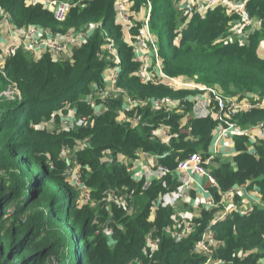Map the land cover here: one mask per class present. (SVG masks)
<instances>
[{"label":"trees","instance_id":"trees-1","mask_svg":"<svg viewBox=\"0 0 264 264\" xmlns=\"http://www.w3.org/2000/svg\"><path fill=\"white\" fill-rule=\"evenodd\" d=\"M2 1H10L8 10L18 25L36 23L57 30V24H63L64 28L59 30L67 31L68 27L78 29L101 22L106 30L101 34L98 29L88 43L76 49L73 61H57L48 54L35 59L19 50L8 58L0 73V86L15 83L21 95L20 99L0 109V173L5 174L14 168L18 170L11 178L0 176V264H46L51 257L58 264H130L145 258L147 234L151 230L161 237V243L152 261L145 258L147 263L200 264L203 257L192 249L199 232L208 224L207 219L203 220L199 232L188 239L177 242L166 235L163 227L172 222V210L163 207L155 218L150 214L153 202L163 189L154 183L143 191L144 182H135L126 167L116 161L118 151L129 155L139 148L164 151L160 144L151 140L149 128L119 124L115 105H110L102 115L93 116L86 128L72 136L51 137L42 130L31 128L52 112L59 115L56 109L61 108L66 100L79 106V111L91 115L92 107L84 102L81 94L89 91L91 81L101 78L106 64L111 61L105 55L97 56L107 36L116 41L122 58L121 85L142 97L172 93L162 86L140 82L133 73L139 64L133 59V48L125 40L123 27L115 23L116 0H91L88 7L72 10L61 23L56 22L41 4L26 6L24 0ZM144 1L138 0V3ZM151 1L152 27L171 35L166 45L160 40L158 42L159 54L168 74L198 75L203 83L218 86L227 96L250 92L264 97V58L258 52L264 29L250 39L249 45L238 41L215 44L226 33L230 20L222 7L216 6L205 15L194 16L184 34L175 41L178 0ZM248 8L251 14L264 20V0H250ZM236 114L237 121L243 126L264 121V107ZM174 119L170 122L177 129ZM194 125L195 133L201 135L199 142L180 134L173 139L172 156L164 160V164L174 167L176 158H186L201 143L209 141L214 121L207 118L195 121ZM77 139L89 145L74 152L72 165L78 163L83 166L84 180L98 201L95 210L89 205L79 207V194L72 184L68 183L66 192L55 187L56 183L66 180L63 172L70 166L58 155L59 149L66 140L73 144L78 142ZM54 144H57L58 151L52 149L51 165L47 163L45 147ZM105 149L113 151L114 159H103ZM258 149L260 159L245 152L237 156V172L227 164L216 172L223 188L264 174V143ZM259 183L264 194V178ZM123 187L135 190V209L127 214L122 207H114V213L109 217L107 208L99 200L109 189ZM11 204L14 212L10 214ZM111 218L123 226L118 228L114 225L113 244L106 233L101 232ZM218 238L223 243L217 250V256L226 261L243 263L238 258L241 250L258 248L264 254V209L225 220L218 227ZM251 261H255L254 258L244 262Z\"/></svg>","mask_w":264,"mask_h":264},{"label":"built area","instance_id":"built-area-1","mask_svg":"<svg viewBox=\"0 0 264 264\" xmlns=\"http://www.w3.org/2000/svg\"><path fill=\"white\" fill-rule=\"evenodd\" d=\"M91 0H33L36 4H41L49 9L56 22H64L74 8L85 9ZM250 0H185L184 8L186 13L190 15H205L207 11L216 6H225L226 11L230 14H236L239 19H232L240 22L238 32L239 43L249 45V33L247 28L253 26L252 14L248 8ZM138 0H116L114 3L115 22L126 29L125 40L133 48L135 59L138 61L139 67L136 75L142 83L152 84L154 86L163 85L172 89H178L179 84L175 77L156 73L152 68L147 54L141 52V49L151 48L157 52L158 61L161 59L159 49L153 39L151 29L152 1L145 0V11H137L136 5ZM184 4V2H182ZM1 25L0 31V68L4 69L6 61L17 51L23 50L33 58L37 59L48 54L52 59L57 61L69 60L73 61V54L76 49L81 48L88 43L93 30H100L101 23H90L78 29H72L65 32L53 33L45 26L29 23L18 25L14 22L12 15L4 12L0 8ZM145 15V18L143 17ZM231 16V15H230ZM106 41L100 45L97 56H106L111 60L103 73L105 88H99L95 83L91 86L92 93L99 96L104 101V105L108 103L107 99L122 98L124 107L120 113V123L130 124L131 128L146 129L149 128V135L152 138H159L164 141L165 138L172 136L171 128L167 125L156 124L149 118L142 115H130L131 111L140 110H165L173 111L177 109L179 101L170 97H148L146 99L133 97L128 91L120 86L119 79L122 73V58L118 52L115 41L106 37ZM148 46V47H147ZM139 47V49H138ZM263 47L264 44L260 45ZM143 58H140L142 57ZM162 60V59H161ZM164 66V64H163ZM162 64L158 63V69H163ZM161 73V72H160ZM212 93L211 99L199 95L192 99L196 103L194 115L196 118L209 117L214 115L218 121L216 127V143L210 155L206 156L201 151L191 152L184 159H177L176 165L171 167L163 163L162 159L168 157L170 152L160 154L142 148L136 149L131 155L118 151L116 153V161L125 166L128 173L135 182H144L143 190H147L153 181L159 180L163 182V186L167 187L166 178L175 176L178 185L164 192H160L151 207V218L158 216V211L163 208H172L171 223L163 227L166 235L172 236L177 242L190 238L194 233L199 232L202 227L196 221L197 208L202 206L207 211L213 213L207 225L199 232L198 238L194 243L192 251L203 257L200 264H264V254L258 249L252 251L241 250L238 253L239 262L226 261L217 256V250L223 243L218 238L219 225L233 218L235 214L249 215L254 211L256 206L264 207V199L259 187H253L250 182L238 183L224 190L220 187L217 177L209 169V163L219 158L223 153L225 145H230V141L239 135L250 137L253 142L264 140V121L254 125L242 126L234 121V116L240 111H248L254 108L264 107V97L256 96L251 101L232 98L224 94L221 90L210 87ZM20 92V91H19ZM92 113L87 115L83 113L79 120L74 118L79 112V106L72 105L71 101L66 100L62 103V107L57 113L69 112L67 116L69 127L77 128L79 126H87L93 119V116L99 115L102 111L100 104L96 100L92 101ZM56 113V112H55ZM191 119V111L187 112ZM129 115V116H127ZM145 127V128H144ZM163 128V135H158L159 130ZM256 129H260L258 133ZM165 142V141H164ZM168 143V142H167ZM89 145V144H86ZM81 149V147H80ZM79 149V150H80ZM252 152L255 153L253 149ZM103 159L112 160L113 151L105 149L102 152ZM71 169L70 175L73 178L71 184L78 191L79 200L85 203L93 202V190L86 183L83 176V166L72 161L69 163ZM215 191L220 194L217 199ZM143 192V191H142ZM249 193L253 199L246 201L240 197L243 193ZM135 190L123 187L121 189L111 188L102 195V201L108 210L109 217L114 213V207H122L127 214L134 211ZM181 203L188 206L187 209L181 210ZM193 210H191V209ZM114 225L123 228L122 224L116 219L111 218L105 225V233L113 242V234L115 233ZM161 237L155 235V230L149 231L147 234V246L145 248V258L154 259L153 254L159 250ZM264 253V252H263ZM255 261L244 262L249 258ZM143 259H136L130 264H150ZM52 264H57V260L51 257L49 260Z\"/></svg>","mask_w":264,"mask_h":264},{"label":"crops","instance_id":"crops-1","mask_svg":"<svg viewBox=\"0 0 264 264\" xmlns=\"http://www.w3.org/2000/svg\"><path fill=\"white\" fill-rule=\"evenodd\" d=\"M24 2L26 4V6H31V5H35L36 4V3L33 2V0H24ZM220 7H222V8L224 7L225 8V6H220ZM43 8L46 9L45 7H43ZM46 10L51 13V11L49 9H46ZM73 10H79V9L74 8ZM80 10H82V9H80ZM224 13L230 18L229 22L230 21H234L227 11L224 12ZM46 28L49 31L53 32V33L65 32V31H60V30H53V29L48 28V27H46ZM72 29H74V28L71 27L68 30H72ZM100 30H102L103 32L106 30L104 27H102V23H101ZM125 31H126V29L123 27L124 35H125ZM226 35H227V33H225L223 36L218 38L215 42H218L220 39L225 38ZM237 38H238L237 41L239 42V36ZM251 38L252 37L250 36L248 41H250ZM262 43H263V41H260L258 43V52H259L260 56L262 58H264L263 47H260V45H262ZM141 52L144 53V54H147V57H148V59H149V61L151 63V66L155 70L156 73L164 74L163 73V71H164L167 75L175 77L177 82L180 84L178 89H172V88H169V87H165L163 85L156 86V87H161L162 86L165 89L170 90L172 93L171 94L167 93L166 95L158 93V94H150V95L147 96V98L148 97H170V98H172L174 100L179 101V105H178L177 109H175L173 111H165V110L157 111V110H147V109L142 110V112L144 114V117L149 118L152 122H154L156 124H162V125L164 124V125H167V126H169L171 128L172 136L169 137L168 139L164 137V141L165 142L163 140L159 139V138H152L150 136L151 140H153L157 144H160V146H162L164 148V151H162V152L157 151V150H153V151L157 152V153H160V154H164L166 152H170V155L168 157L162 159V161H164L166 159H170L171 156H172V153H173V151L171 150L173 139L179 137L180 134H184V135H186L187 138H191V139L195 140L196 143H198L199 142V138H200L201 135H199V134L197 135L195 133L196 132L195 131L196 127L194 125V122L198 121V120H203V119L209 118V119H212L214 121V123H215V125L212 128V132L210 134V139H209V141L206 144L205 143H201L198 146L196 151H201V152L205 153L206 156L210 155L212 150H213V146L216 143V127H217L218 121H217V119L215 118L214 115H210L209 117L196 118V116L194 115V109H195L196 103L192 101V98L193 97L196 98L199 95H201V96L205 97L207 100L208 99L212 100V98H211L212 93L210 91V87L216 88V89H219V90H220V88L218 86H216V85L214 86V85H209V84L203 83L200 80L198 75H185V74L171 75V74H168L165 71V68L163 66V64H164L163 61L161 59H159L160 61H158L157 52L156 51L152 50L151 48H147V52H144L143 49H141ZM133 53H134V51H133ZM134 59H135V54H134ZM159 62L163 66L162 70L158 69V63ZM108 64L109 63L106 64L105 69L103 70V72L101 74V78L99 80L91 81V86L92 85L94 86V84L96 83L99 88H105L106 85H105V82H104V79H103V73L105 72L106 68L108 67ZM133 73L136 74V71H134ZM118 84L120 86H122L120 83H118ZM91 86L89 88L87 96L85 98H83V100L89 107L93 106L92 105V101H94V100H96L97 103L100 104V108H101L102 112L99 115H97V116L102 115L110 107V105H115L116 119H117L118 123L121 124V125H125V126L131 127L130 124H122V123H120V120H119V118H120L119 116H120L121 110L124 107V103L122 101V98H110V99H107L108 103L105 106L104 105V101L102 99H100L99 96H95L92 93ZM196 89L201 90L202 93L198 94V95H193L196 91H198ZM90 110H91V108H90ZM189 111H191L192 116H193L191 119H189V116H188V113H187ZM128 114L132 115L131 112H129ZM236 115L237 114H235V116H234V121L239 123V121H237ZM174 117H175V119H174L175 123L177 121V129H175L176 126H174L173 123L170 122L172 120V118H174ZM240 125H242V124H240ZM158 135L159 136L163 135V128H161L159 130V134ZM239 139H240V144L239 145H240L241 148L238 145V140ZM263 143H264V140H259V141L253 142V140L250 137H247V136H244V135L236 136L230 141V145H225V148L223 149V153H221L219 155V158L217 157V159L210 161V163L208 165L209 169L212 171V173L216 177H217L216 172L219 171L221 168H223V166H225L226 164L228 166H230L231 169L234 172H237L238 169H239V163H237V161H236L237 156L240 155L241 153L245 152V153L251 154L256 159H260L261 158V154H260V151H259L258 147L261 144H263ZM253 149L255 150V153L252 152ZM150 151H152V150H150ZM178 158H176V160ZM263 175L264 174H261L260 176H258L256 178H252L248 182H250L253 185V187H259L261 189V185H260L259 182L264 178ZM217 179H218V177H217ZM166 181H167V187L170 188V189H173V188H175L178 185V182H177V179H176L175 176H168L166 178ZM218 182H219V180H218ZM154 183H157L158 186L160 187V189L161 188L163 189L161 192H164V191H166L168 189V188L163 186V182L162 181L155 180V181L152 182L151 186L154 185ZM238 183H240V182H236V183L230 185L228 188H223L221 186L220 182H219V184H220L219 186L222 187L224 190H227L231 186L236 185ZM215 195H216L217 199H220L221 196L218 193V191H215ZM242 198L244 200H246V201H250V200L253 199V196L250 195L249 193L245 192V193H243V195L240 197L239 200H241ZM261 198L263 199V197H261ZM180 207H181V210H185V209L188 208V206L186 204H184V203H181ZM170 209L172 210V208H170ZM263 209H264V207H262V206H256L254 208V211L263 210ZM191 210H193V209H191ZM235 216H245V215L235 214L234 217ZM212 217H213V213L211 211H207L202 206L197 208V214H196L197 220L196 221L199 224H200V222L203 224V220L204 219H207V221L209 222ZM230 219H232V218H230Z\"/></svg>","mask_w":264,"mask_h":264},{"label":"rangeland","instance_id":"rangeland-1","mask_svg":"<svg viewBox=\"0 0 264 264\" xmlns=\"http://www.w3.org/2000/svg\"><path fill=\"white\" fill-rule=\"evenodd\" d=\"M182 2H184V4ZM9 4H10V1H5V3H4V1L1 2V0H0V8H3L5 13L9 12V10H8ZM184 5H186L185 0H178V3L176 5V7H175L176 11H177L175 19L178 21V26L176 27V30L174 32V34H175L174 36H176L175 37V41H177L180 38V36H182L184 34L183 31L188 27L189 21L194 16H196V15H190V14L186 13ZM152 6H153V3H152ZM143 8H145L144 2L142 4H139L137 2V5H136L137 11H141L142 10L143 12H146L145 9H143ZM222 10H223V12H226V9L224 7L222 8ZM9 13H11V12H9ZM229 15H231V17H234V19L235 18L239 19V16L236 15V14L230 13ZM143 17L145 18V15H143ZM252 20H253V26L247 28V30H248L249 35L253 38V37H255L254 35H256L258 32H261L264 29V20L259 15H256V14H253V13H252ZM239 24H240V22H238V21H230L228 23L226 37L220 39L215 44L219 43L218 45H221L224 42L237 41V39H238L237 37L240 34L238 32ZM63 28H64L63 24H61V25L57 24V30L63 29ZM68 28H70V27H68ZM68 28H66V29H68ZM1 29H2V25H1V14H0V31H1ZM151 29H152V33H153V39L156 42V46L159 47V45H160V44L158 45L159 40H160L161 44H165L166 45V41H168L170 39L171 35L169 33L163 34L158 29L155 30V28L152 27V25H151ZM99 31L101 32V34L103 33L102 30H99ZM97 32H98V29H96V27H95L94 30H93V34L90 36V38L92 36H94ZM186 36H188V34H186ZM162 38H164V40H162ZM260 41H263V44H264V35L261 36L259 42ZM115 43H116V41H115ZM138 49H139V47H138ZM143 51L147 52V48H144ZM73 57H74V54H73ZM140 58H143V56L140 57ZM133 59H134V57H133ZM2 71H3V69L0 68V73H2ZM179 86H180V84H177V88ZM122 87L125 88L128 91V93L130 95H132L133 97H139V98H143V99L147 98V96L146 97H142V96H139V95H136V94L130 92L129 89L126 88L123 85H122ZM196 90H198V89H196ZM79 93L80 92H78V97H79ZM201 93H202V91L198 90L193 95H198V94H201ZM87 94H88V91L84 92L83 95L81 94V98H85L87 96ZM166 94L167 93H165V95ZM244 95H247V96L243 97ZM20 96H21L20 92H19V90H18V88H17L15 83L9 82V84L6 87L0 86V109L3 108L4 105H6V104H8L10 102L17 101L18 99H20ZM229 97L242 99V100H246V98H247L248 99L247 101H251L250 99H253L256 96H254L250 92H240L236 96H231L230 95ZM192 99H194V101H195V97H193ZM131 113H132V115L134 114V115H142V116H144L142 110H140V109H137L135 111H131ZM68 115H69L68 110H67V112L59 113V115H56L55 112H52L50 116L42 117L41 119H39L36 124L32 125L31 128L37 129V130H42V132L46 136L60 138V137H65V136H72V135H74V133L76 131H79L80 129H84V128L87 127V126H79L77 128L69 127V121L67 119ZM82 115H83V112L79 111L77 113V115L74 116V118L76 120H79L82 117ZM127 116H129V115H127ZM249 125H254V124H249ZM259 131H261V130L260 129H256L255 130L256 133H258ZM77 141H78L77 143L71 144V143H68L67 140H66L64 146H62L61 149H59L58 155L60 156V158H63L64 160H66L68 165H69V163L71 161H73L74 152L79 150L80 147L82 148L84 145H86V142L84 140L79 141V139H77ZM53 148H55L58 151L57 144L45 147V151L47 152L46 156L48 158L47 163L51 164V165L53 164V162L51 161L50 157H51V151H52ZM17 172H18V170L16 168H14L10 172H7L5 174L3 172H1L0 176H4L5 175V178H11L13 175L17 174ZM70 172H71V169L70 168H66L65 171L63 172V174L65 173V175H66V180H61L58 184L56 183L55 187H60V190H63L64 192H66L65 190H66V187L68 186V183L71 184L70 183L71 180L73 181V178H71ZM248 181L249 180H246L244 182L246 183ZM262 197L264 199L263 192H262ZM135 199H136V197H134V200ZM77 201H78L79 207H83L84 205H89L91 209L95 210V207L98 206V205L96 206V204H98V201L94 197H93V202L85 203L83 200H79V198H78ZM99 201L104 204V202L102 201V198H100ZM104 206H105V204H104ZM42 209H44V208H42ZM9 210H10L9 211L10 214L14 212V206L12 204L9 207ZM104 229L101 231L102 233L105 232ZM98 232H99V230L97 231V233ZM110 243L113 244V242H110ZM255 249H258V248H254V249H251L249 251H252V250H255ZM46 264H52V263H50L48 261ZM57 264H58V262H57Z\"/></svg>","mask_w":264,"mask_h":264}]
</instances>
